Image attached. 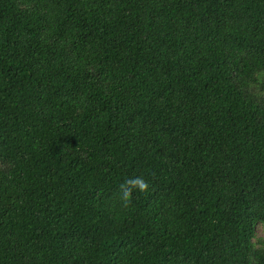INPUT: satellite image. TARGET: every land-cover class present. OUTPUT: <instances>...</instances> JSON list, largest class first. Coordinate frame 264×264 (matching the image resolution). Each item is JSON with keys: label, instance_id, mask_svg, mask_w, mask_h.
Listing matches in <instances>:
<instances>
[{"label": "trees", "instance_id": "1", "mask_svg": "<svg viewBox=\"0 0 264 264\" xmlns=\"http://www.w3.org/2000/svg\"><path fill=\"white\" fill-rule=\"evenodd\" d=\"M259 224L264 0H0V264H264Z\"/></svg>", "mask_w": 264, "mask_h": 264}, {"label": "clouds", "instance_id": "2", "mask_svg": "<svg viewBox=\"0 0 264 264\" xmlns=\"http://www.w3.org/2000/svg\"><path fill=\"white\" fill-rule=\"evenodd\" d=\"M120 188L122 191V200L124 202L123 206L127 208L130 204L133 190L146 192L149 189V184L142 177H135L126 180L120 185Z\"/></svg>", "mask_w": 264, "mask_h": 264}, {"label": "rangeland", "instance_id": "3", "mask_svg": "<svg viewBox=\"0 0 264 264\" xmlns=\"http://www.w3.org/2000/svg\"><path fill=\"white\" fill-rule=\"evenodd\" d=\"M258 235L264 237V224H259L258 226Z\"/></svg>", "mask_w": 264, "mask_h": 264}]
</instances>
